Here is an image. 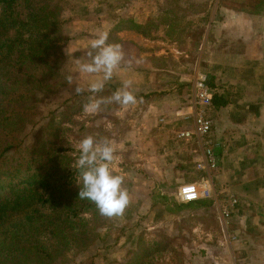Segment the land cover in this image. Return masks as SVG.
<instances>
[{
  "label": "rangeland",
  "instance_id": "obj_1",
  "mask_svg": "<svg viewBox=\"0 0 264 264\" xmlns=\"http://www.w3.org/2000/svg\"><path fill=\"white\" fill-rule=\"evenodd\" d=\"M26 1L18 3V9L23 12L28 7L37 9L38 6L57 12L64 61L61 81L56 87L50 88L49 92L35 90L34 86L30 88L32 94L26 105L31 111V121L38 120L34 125L30 122L23 125L17 138L32 141L40 132L42 123L51 118L53 129L47 131L57 132L51 141L54 147L63 149L62 160L67 172L76 169L77 146L83 138L89 135L97 139L107 138L120 157L113 172L124 177V187L131 198L122 217L101 216L97 208L96 215L87 214L97 234H93L87 248L78 250L74 247L66 251L57 259V264H230L231 251L234 259L242 257L244 251L237 249L230 236L235 228L234 220H224L218 208V202L230 194L218 195L214 190L211 196L200 198L201 202L193 204L182 202L177 196L181 185L196 183L201 186L206 184L207 178L205 171L196 165L201 154L199 140L193 137L184 141L174 135L176 130L192 127L191 119L184 120L181 113L190 103L192 76L197 69L200 70V63L176 55L173 43L169 42L175 41L180 49L187 42L182 31L166 27L174 22H184L181 14H174L175 17L165 12L176 9L171 6L173 1L144 0L143 4L141 0ZM188 20L190 23L191 19ZM193 21L202 24L203 19L194 17ZM200 24L187 31L192 45L189 49L194 48V43L199 40ZM103 31L109 33L108 43L121 46L124 59L113 78L105 82L104 90L93 94L87 90L88 85L102 74L79 72L76 59L82 63L90 62L91 58L87 56L90 43ZM69 75L73 76L74 83L85 88L82 94H75L72 91L75 85L67 84ZM129 80L132 84L128 90L138 98L136 105L122 106L112 102L102 104L101 111L95 115L83 111L90 98L107 99L117 90H123L124 82ZM145 83L149 95L138 96L142 94L140 86ZM26 89H29L28 85ZM153 101L164 105L167 110L162 114L174 121V124L168 122L161 144L151 135L155 128L151 123L154 115L147 112ZM74 177V183L78 184V170ZM239 208H232L234 211L230 216L240 211ZM246 230L259 236L264 230V221L252 222ZM263 239L261 236L247 239V247L255 251L251 257L246 256L252 258L250 264L264 262V253L258 252L263 250L264 241L260 242ZM205 243L211 244L213 251L208 254V261L201 252ZM255 243L259 246L256 247Z\"/></svg>",
  "mask_w": 264,
  "mask_h": 264
},
{
  "label": "trees",
  "instance_id": "obj_2",
  "mask_svg": "<svg viewBox=\"0 0 264 264\" xmlns=\"http://www.w3.org/2000/svg\"><path fill=\"white\" fill-rule=\"evenodd\" d=\"M20 1L27 2L0 0V264H57L66 251L87 248L97 234L84 217L96 215V206L78 198V169L67 172L63 149L52 145L57 132L47 131L51 118L32 141L17 138L23 125L38 120L31 121L26 105L30 88L56 87L64 61L57 12L46 6L23 12ZM226 102L212 93L213 104Z\"/></svg>",
  "mask_w": 264,
  "mask_h": 264
},
{
  "label": "crops",
  "instance_id": "obj_3",
  "mask_svg": "<svg viewBox=\"0 0 264 264\" xmlns=\"http://www.w3.org/2000/svg\"><path fill=\"white\" fill-rule=\"evenodd\" d=\"M172 1L171 6L176 9L165 12L184 15V22H174L166 27L182 31L187 41L180 49L175 41L170 40L173 51L176 55L200 63V70L194 72L192 80L197 71L203 70L212 93L215 96L222 95L227 101L224 106H217L211 101L208 113L212 120L211 138L218 143L214 148L217 166L204 172L206 180L202 176L201 179L209 183L218 195L230 194L237 198L235 206H239L240 211H235L233 217L228 218L234 220L235 226L230 236L235 240L233 243L237 244V249L244 251V255L234 259L231 251L230 264H250L251 254L255 251L249 250L247 239L264 238V230L259 236L256 232H253L256 234L254 236L246 230L252 222L264 221V0ZM194 17L203 19L202 24L194 22ZM188 18L191 19L190 23ZM199 24V40L194 43V48L189 49L192 45L187 31ZM147 85L140 86L139 91L147 94ZM190 97V103L181 114L184 120L192 121L190 115L187 118L183 116L191 111L193 81ZM163 110H167L164 105L153 101L147 112L154 115L151 118L154 122L151 123L155 128L151 135L159 144L166 136L164 133L168 122H171L162 114ZM199 144L202 158V145ZM255 246L258 247V243ZM203 248V258L208 261V254L213 253L211 244L205 243ZM261 248L262 251L257 250L259 254L264 253V245ZM258 263L264 264L261 260Z\"/></svg>",
  "mask_w": 264,
  "mask_h": 264
},
{
  "label": "clouds",
  "instance_id": "obj_4",
  "mask_svg": "<svg viewBox=\"0 0 264 264\" xmlns=\"http://www.w3.org/2000/svg\"><path fill=\"white\" fill-rule=\"evenodd\" d=\"M109 33L103 31L98 38L90 43V50L87 56L90 62L82 63L76 59L79 72L85 74H102L88 85V91L93 94L104 90L105 82L113 78L114 72L118 69L124 59V52L119 44L108 43ZM67 84L72 91L80 95L85 88L74 83L72 75L67 76ZM132 82L125 81L123 90H117L107 99H91L83 106V111L89 115H95L101 111L102 104L115 102L122 106H134L138 98L128 89ZM79 157L76 161V168L79 170L80 182L78 198L88 200L95 204L101 216L107 218L122 217L131 203L130 194L124 187V177L114 174V167L120 162V157L112 142L107 138L97 139L89 135L83 138L78 144ZM85 218L87 214H84Z\"/></svg>",
  "mask_w": 264,
  "mask_h": 264
},
{
  "label": "built area",
  "instance_id": "obj_5",
  "mask_svg": "<svg viewBox=\"0 0 264 264\" xmlns=\"http://www.w3.org/2000/svg\"><path fill=\"white\" fill-rule=\"evenodd\" d=\"M212 101V90L207 83V76L202 71H197L193 80V99L189 115L192 118V128H183L175 131V138L189 141L196 137L202 145V158L198 159V169L207 171L215 169L217 162L214 155V148L218 145L211 138L212 120L208 114ZM212 186L207 183L197 185L196 183H185L178 189L177 196L182 202H192L200 198L211 196ZM237 204L235 196H226L218 202L219 213L226 220L230 217L232 208Z\"/></svg>",
  "mask_w": 264,
  "mask_h": 264
}]
</instances>
